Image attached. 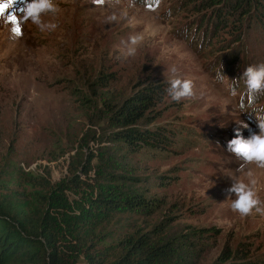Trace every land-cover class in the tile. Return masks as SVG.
I'll return each instance as SVG.
<instances>
[{
	"label": "rangeland",
	"instance_id": "1",
	"mask_svg": "<svg viewBox=\"0 0 264 264\" xmlns=\"http://www.w3.org/2000/svg\"><path fill=\"white\" fill-rule=\"evenodd\" d=\"M24 3L0 0V210L14 219L33 208L48 211L64 264L85 262L83 241L112 255L134 233L167 241L209 226L218 233L195 243L196 259L179 244L182 264H231L216 260L219 251L243 241L263 258L264 215L233 212L227 199L235 195L226 191L232 178L255 181L264 202V169L250 164L237 172L241 161L227 151L237 123L249 126L240 128L244 138L259 129L254 114L240 112L239 98L214 78L221 65L232 80L264 62V15L239 21L224 14L219 24L204 20L208 10L190 0H138L132 8L127 0H55L60 12L43 19L57 28L41 32L22 21ZM9 11L21 35L12 31ZM132 35L142 40L126 56L123 42ZM172 67L193 81L194 95L175 102L165 91L149 114L155 118L148 126L174 131L167 148H128L116 138L113 108L135 83L155 80L166 89ZM97 76L104 77L101 86ZM256 104L264 105V96ZM87 160L86 173L73 179ZM98 197L117 206L104 208ZM137 198L148 207L133 208ZM40 245L50 251L44 240Z\"/></svg>",
	"mask_w": 264,
	"mask_h": 264
},
{
	"label": "trees",
	"instance_id": "2",
	"mask_svg": "<svg viewBox=\"0 0 264 264\" xmlns=\"http://www.w3.org/2000/svg\"><path fill=\"white\" fill-rule=\"evenodd\" d=\"M200 9L208 10L204 20L214 19L219 24L230 14L239 21L247 20L249 15L257 16L261 21L264 15V0H190ZM263 6V7H262ZM257 9V11H256ZM255 11V12H252ZM257 12V15H255ZM255 20V19H254ZM213 25V24H212ZM99 86L104 84V77L97 76ZM165 93L164 84L155 80L135 83L130 93L113 108L111 119L116 126V138L128 148L165 149L168 140L173 135V130L161 125H151L155 117H149L153 107L159 102ZM145 120V124H138L139 120ZM87 162L81 165L80 171L76 172L73 179L79 181V176L86 173ZM48 184V182H46ZM104 208L117 206L110 204L108 199L98 197ZM130 203V198H124ZM133 208L148 207L143 198L131 199ZM218 233L212 226L189 228L179 238L162 241L158 236L145 233H134L119 244L115 254L95 250L92 252V240L83 241L86 248H78L85 262L79 264H171L172 262L183 263L186 257L180 256L179 244H183L190 252V257L196 259L201 248L197 249L195 243L209 240ZM40 239L44 240L50 251L41 249ZM205 239V240H204ZM252 244L248 241L239 242L234 248L225 243L216 257L221 263L231 264H264V257L259 258L251 255ZM72 250V249H71ZM81 250V251H80ZM73 252L75 247H73ZM92 252V253H91ZM15 261L17 264H64L56 249L55 231L52 219L48 211L33 208L29 215L22 219L9 217L0 210V264Z\"/></svg>",
	"mask_w": 264,
	"mask_h": 264
},
{
	"label": "clouds",
	"instance_id": "3",
	"mask_svg": "<svg viewBox=\"0 0 264 264\" xmlns=\"http://www.w3.org/2000/svg\"><path fill=\"white\" fill-rule=\"evenodd\" d=\"M120 0H92L93 4H118ZM138 0H127L128 7H135ZM159 3V0H157ZM60 12V7L55 0H25L22 8V21H30L41 32L54 31L57 24L45 21V15L55 16ZM117 17H108L109 21H115ZM142 40L140 35H132L128 38L126 45V56L136 54V45ZM222 65L216 73L215 81L225 86L227 94L231 98H239L237 109L240 112L254 114L257 132H251L248 138H244L240 128L247 129V123L240 121L238 128L234 129V137L227 142V151L234 154L241 161L237 172L244 171L247 165H255L259 169H264V105L257 106L256 101L259 96H264V62L247 66L238 79L229 80L222 74ZM171 77L167 81L168 87L165 89L172 101L179 102L182 99L190 98L194 95V84L191 79H182L177 75V69H170ZM243 82L244 90L239 91L240 83ZM250 109V111H246ZM232 178V177H231ZM231 186L226 190L229 194H234L235 198H229L230 208L233 212L241 216H249L255 210L256 213L264 215V202L260 200L254 190L255 181L246 183L239 179L232 178Z\"/></svg>",
	"mask_w": 264,
	"mask_h": 264
},
{
	"label": "snow or ice",
	"instance_id": "4",
	"mask_svg": "<svg viewBox=\"0 0 264 264\" xmlns=\"http://www.w3.org/2000/svg\"><path fill=\"white\" fill-rule=\"evenodd\" d=\"M11 2L14 4L15 3V0H11ZM22 11V10H21ZM0 15H5V7L3 5H0ZM7 15L9 16L10 18V22L13 24V25H16V21L14 19V17H12V13L9 11L7 12ZM12 31L16 34V35H21V29L18 25L14 26L12 28Z\"/></svg>",
	"mask_w": 264,
	"mask_h": 264
}]
</instances>
